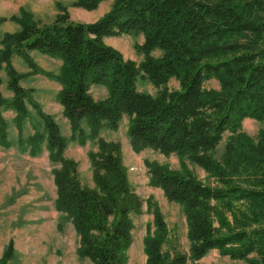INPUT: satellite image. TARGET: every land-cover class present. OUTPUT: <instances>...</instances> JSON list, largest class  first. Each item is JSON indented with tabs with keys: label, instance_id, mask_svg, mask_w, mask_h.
I'll use <instances>...</instances> for the list:
<instances>
[{
	"label": "trees",
	"instance_id": "1",
	"mask_svg": "<svg viewBox=\"0 0 264 264\" xmlns=\"http://www.w3.org/2000/svg\"><path fill=\"white\" fill-rule=\"evenodd\" d=\"M100 1L83 4L93 9ZM123 34H144L140 64L105 42ZM155 50L161 55L154 56ZM33 51L63 59L59 98L74 133L84 120L93 134L104 127L117 129L129 115L135 151L152 147L188 154L223 183L211 187L189 172L152 170L153 183L185 207L195 258L218 249L248 264H264V133L254 140L240 131L243 119H264V0H115L94 23L71 22L67 13L49 24L24 22L19 32L0 39V66L6 64L15 95L9 99L0 91V144L9 145L1 108L16 110L21 130L28 115L25 100L32 97L20 84L24 75L12 57H22L41 73ZM140 76L159 88L156 95L137 89ZM172 77L180 81V90L168 88ZM212 78L219 89L205 87ZM93 85H105L107 97L95 99ZM34 105L46 134L29 138L32 150L46 141L51 160L61 165L53 171L56 209L73 221L83 255L94 264H121L130 243L129 213L139 211L141 200L128 181L120 146L99 140L100 151L92 155L97 189H89L79 180L75 163L64 156L67 141L58 124ZM226 131L231 135L218 162L212 152ZM216 203L231 211L233 226ZM218 214L224 233L215 227ZM165 227L159 220L156 234L147 239V264H184V255L170 259L162 253Z\"/></svg>",
	"mask_w": 264,
	"mask_h": 264
},
{
	"label": "rangeland",
	"instance_id": "2",
	"mask_svg": "<svg viewBox=\"0 0 264 264\" xmlns=\"http://www.w3.org/2000/svg\"><path fill=\"white\" fill-rule=\"evenodd\" d=\"M114 2L101 0L95 8L88 9L83 0H0V39L19 32L26 21L49 24L63 13H67L74 23H94L112 8ZM144 40V34L105 38V42L119 50L124 58L137 64L145 58L139 49ZM152 54L160 56L161 51L155 50ZM31 57L41 73L36 72L22 57H12L17 72L24 75L20 84L32 92L31 100H25L28 115L21 123V130L16 121V110L1 108L9 145L0 144V264H94L81 253L82 238L71 218L56 209L57 187L53 171L61 166L60 163L51 160L46 141L40 142L36 150H32L29 143L30 137L46 134L44 120L34 103L58 124L61 135L67 141L64 156L77 166L83 186L97 189L92 155L100 151L99 140L120 146L128 181L141 200L139 211L129 213L130 243L121 264H147L149 254L146 242L156 234L159 220L166 226L162 253L170 259L184 255V264H248V261L231 258L218 249H211L204 256L195 258L185 207L170 200L163 188L153 183L152 170L157 166L172 172H189L211 187L224 186L221 181L188 154L165 153L152 147L135 151L129 134L132 122L129 115L122 117L117 129L104 127L93 134L84 120L81 130L74 133L59 98L62 85L57 76L63 67V59L39 51L31 52ZM5 66V63L0 66V91L4 97L12 99L15 95L9 88ZM204 85L208 89L220 88L216 78L207 80ZM167 86L170 91L181 89L180 81L175 77L170 79ZM137 89L151 95H156L159 90L145 76L138 77ZM91 93L100 100L107 97L108 91L105 85H93ZM1 129L2 125L0 135ZM240 129L257 140L264 133V119L245 118ZM230 135V131H226L223 140L212 152V157L218 162H222ZM215 206L229 226H233L231 211L221 203ZM220 214L213 216L215 227L219 233H224L226 228ZM112 220L113 216L110 217Z\"/></svg>",
	"mask_w": 264,
	"mask_h": 264
}]
</instances>
